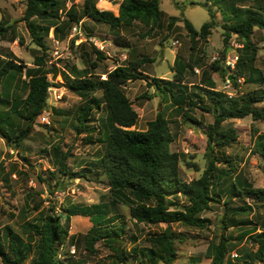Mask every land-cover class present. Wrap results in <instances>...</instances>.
<instances>
[{"label": "rangeland", "instance_id": "1", "mask_svg": "<svg viewBox=\"0 0 264 264\" xmlns=\"http://www.w3.org/2000/svg\"><path fill=\"white\" fill-rule=\"evenodd\" d=\"M84 0H60L59 21L67 20V12L81 13ZM121 0H97L99 10L118 13ZM26 0H0V21L14 26L13 31L0 39V54L11 50L17 60L35 68L32 54L37 46L22 20ZM159 9L162 22L152 32L138 21L117 29L107 24L82 17L84 38L81 41L66 39L58 48L59 57L54 56V48L46 38L48 53L46 63L39 72H48L50 87L58 88L61 98H53V89H48L47 103L43 111L48 115L49 124L40 122L36 117L32 130L23 139L14 140L15 132L24 126L10 108L0 105V112L9 122L10 138L0 136V232L4 226L11 227L24 239L26 231L23 224H40L48 215L65 214L67 208L100 204L107 213L106 224L122 225L118 237L105 238L94 243L91 250L85 245L84 235L91 227L88 216L76 214L64 223L68 238L58 244L57 258L63 264H210V245L219 241L220 235L229 240V251L225 264H264L249 258L257 244L259 232H264V202H256L247 197H236L230 190L231 183L241 186H264V152L256 147L258 140L264 141V100L256 102L262 117L255 119L250 115L241 118L225 119L220 130L233 128L237 138L230 146L217 151V155L231 160V178L219 188L220 202H211L210 207L199 213L205 219L203 227L187 226L181 223L146 224L135 222L129 215L127 206L111 201L109 183L99 167V158L103 143L102 127L106 115L103 102L98 110L92 111L87 126H95V131L76 133V116L87 98L81 97L63 83L61 76H52L57 65L64 64L67 74L101 76L118 64L126 65L129 61L147 59L140 66L146 75L123 86L125 95L130 100L137 114L134 128L143 130L147 121L158 113L168 121L173 135L170 149L179 155V177L183 181L198 178L207 164L205 156L208 126L213 122L211 111H204L201 106L211 108L208 98L203 95L206 77L215 82V90L229 97H237L253 90L264 92V83L255 82L257 72L264 77V29L255 27L251 41L256 50L252 61L243 64V73L238 74L235 67L230 71L225 68L226 56L235 51L240 56L242 40L235 34L225 39L227 24L236 23L251 10L264 17V0H160ZM176 20L167 27L169 17ZM187 19L199 30L204 22H211L205 38L196 37L191 41L184 26ZM119 34L128 41L123 46L113 40ZM14 38L11 40V38ZM101 42L96 47L92 39ZM237 45H240L239 47ZM94 48L101 52L96 58ZM213 60H219L224 71L210 69ZM238 61V60H237ZM92 63L95 65L93 66ZM181 76L186 84L190 102L182 105L173 104V99L166 91H160L152 83V77L169 79ZM232 76H235L232 79ZM253 78V79H252ZM27 78L24 73L5 76L0 83V96L16 100V108L23 109ZM252 80V81H250ZM95 96L101 98L100 91ZM13 104H11V108ZM66 157L61 161V155ZM67 169L66 172L59 167ZM219 166L227 167L222 161ZM227 184V185H226ZM228 202V209L224 201ZM187 198L180 194L174 198L171 208H182ZM241 206L244 209H240ZM238 209L234 212L233 210ZM169 227L173 234L174 255L170 263L163 259H147V249L152 246L150 238L161 234ZM135 247L136 255L133 252ZM32 251L26 260L29 263ZM241 255H243L241 257ZM1 264V262H0Z\"/></svg>", "mask_w": 264, "mask_h": 264}, {"label": "trees", "instance_id": "2", "mask_svg": "<svg viewBox=\"0 0 264 264\" xmlns=\"http://www.w3.org/2000/svg\"><path fill=\"white\" fill-rule=\"evenodd\" d=\"M97 0H84L81 13L73 10L67 12V20L59 21L60 0H26L22 15L32 41L37 46L34 49L33 64L31 68L23 64L11 50L4 55L0 54V83L5 76H13L15 73L27 78L25 82L26 93L23 98V109L16 108V100H9L0 96V105L8 106L19 119L24 121V126L15 132L14 140L25 138L32 130L34 119L44 110L48 89L51 86L47 78L48 72H39L46 63L48 46L46 38L52 30L57 39H64L71 22H78L82 17H88L94 21L107 24L112 29L121 26H129L138 21L147 27L146 32H152L162 22V13L159 9L160 0H121L118 5V13L115 15L109 10H99L96 6ZM176 20L174 16L169 17L167 27H171ZM211 22H204L199 30L193 28L192 24L184 19V26L191 41L196 37L205 38ZM255 27L264 29V17L258 12L249 10L241 20L236 23L227 24L225 39L230 34H235L242 40V50L236 63L237 73H243V64L252 61L256 50L251 41V34ZM12 24L0 21V39H4L8 33L13 31ZM69 33V32H68ZM113 40L123 46H128V41L119 34L113 36ZM14 38L12 37L11 40ZM96 58L99 52L94 48ZM147 59L142 58L129 61L126 65L118 64L106 72L105 78L101 76L77 75V70L71 68L73 74H67L65 70H54L52 76H61L66 86L87 101L76 116V133L93 132L95 126H87L92 111L98 110L103 102L106 115L102 127L103 149L99 158V167L106 175L109 183V196L111 201L128 207L129 215L135 222L146 224L181 223L187 226L203 227L205 219L199 213L208 209L211 202H220L219 185L231 178V160L221 158L217 151L230 146L236 140L235 129L227 128L220 130L221 124L228 118H241L250 115L255 119L261 118L262 113L254 107L256 102L264 100L262 90H253L237 97H229L225 93L215 90V82L211 77H206V86L203 87V95L209 99L212 107L201 108L211 111L213 122L208 126L205 156L207 164L201 175L188 182L179 177V155L170 149L173 140L172 132L167 119L158 113L153 119L147 121L146 128L139 130L134 128L137 114L132 104L123 91V86L139 78L146 77L140 71V66ZM94 66L95 64L92 63ZM216 72L224 71L219 60H213L209 65ZM255 82L264 83V77L257 72ZM235 76H232V79ZM253 79V78H252ZM152 83L160 91H166L173 99V104L182 105L190 97L187 93L186 84L181 76L169 79L152 77ZM252 81V80H250ZM100 91L101 98L95 96ZM11 104L13 107L11 108ZM0 112V136L10 138L14 130H10L9 122ZM256 147L264 150V141L258 140ZM264 155V152L261 153ZM66 155L62 154L60 164ZM226 161L227 167L219 166ZM59 170L66 172L67 169L60 165ZM227 185V184H226ZM230 190L236 197L251 198L256 202H264V186L247 187L239 185V182L231 183ZM184 195L187 204L182 208H171L177 195ZM224 205L228 209V202ZM240 209H244L241 206ZM234 212L238 209L233 210ZM83 214L88 216L91 227L84 235L85 245L89 250L94 243L105 238L118 237L122 231V225L109 226L106 224L107 213L100 204L83 207L67 208L64 216L48 215L40 224L26 222L23 231H26L24 239L19 233L9 226H4L0 232V262L1 264H26L29 253L31 258L27 264H63L57 258L58 244H62L68 238V231L64 223L68 222L70 216ZM173 234L166 227L161 234L151 237L152 244L147 249V259H163L170 263L174 255ZM256 250L247 255L255 260L264 261V232H259L255 239ZM229 240L220 235L219 241L210 245V264H225L226 254L229 251ZM133 252L136 255L135 247ZM243 255H241L242 257ZM72 264V263H67ZM76 264H83L77 262Z\"/></svg>", "mask_w": 264, "mask_h": 264}, {"label": "built area", "instance_id": "3", "mask_svg": "<svg viewBox=\"0 0 264 264\" xmlns=\"http://www.w3.org/2000/svg\"><path fill=\"white\" fill-rule=\"evenodd\" d=\"M48 38L54 48V56L55 57H59V53H58V48L60 46V44L62 43V41H60L59 39H57L54 35H53V32L52 30H50L49 32V35H48ZM82 38H84L83 36V33H82V28H81V23L79 22H75L72 24V26L70 27V31H69V34L67 36L66 39H74L75 41H81ZM92 39V42L93 44L98 47V48H101V42L98 43V41H95L94 38H91ZM238 47L240 45H237ZM237 60H238V54L234 51L233 54L231 56H226L225 60H224V64H225V68L227 70H234L235 67H236V63H237ZM55 65H57V67L61 68L62 70H65L64 69V64L61 63L62 65H59L58 63H54ZM60 76V75H59ZM52 88L53 89V98L55 100H58L61 98V92L60 90H58V88H53V87H49V89ZM49 92V91H48ZM45 111H42L37 117L40 119V122L42 123H46V124H49V119H48V115L44 113Z\"/></svg>", "mask_w": 264, "mask_h": 264}]
</instances>
